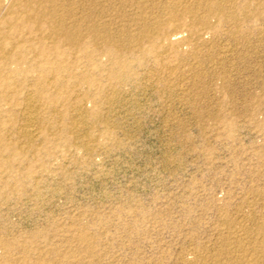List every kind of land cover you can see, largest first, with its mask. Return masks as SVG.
I'll use <instances>...</instances> for the list:
<instances>
[{"label": "rangeland", "instance_id": "rangeland-1", "mask_svg": "<svg viewBox=\"0 0 264 264\" xmlns=\"http://www.w3.org/2000/svg\"><path fill=\"white\" fill-rule=\"evenodd\" d=\"M41 1L0 0V264H264V0Z\"/></svg>", "mask_w": 264, "mask_h": 264}, {"label": "bare ground", "instance_id": "bare-ground-1", "mask_svg": "<svg viewBox=\"0 0 264 264\" xmlns=\"http://www.w3.org/2000/svg\"><path fill=\"white\" fill-rule=\"evenodd\" d=\"M29 1H30V0H29ZM42 1H43V0H42ZM42 1H41V4H42ZM52 1H53V0H52ZM52 1H51V2H52ZM25 2H26V1H25ZM51 2H50V3H51ZM26 3H27V2H26ZM44 3H45V2H44ZM50 5H51V4H50ZM218 8H219V7H218ZM221 9H222V8H221ZM25 13H26V12H25ZM172 17H173V16H172ZM33 18H34V17H33ZM176 18H177V17H176ZM174 19H175V18H174ZM170 21H171V20H170ZM175 21H177V20H175ZM175 21H173V22H175ZM14 46H15V45H14ZM60 63H61V62H60ZM262 225H263V224H262ZM263 228H264V226H263ZM235 252H236V251H235ZM239 254H240V253H239ZM256 258H257V257H256ZM258 258H259V257H258ZM259 259H260V258H259ZM257 261H258V260H257Z\"/></svg>", "mask_w": 264, "mask_h": 264}]
</instances>
